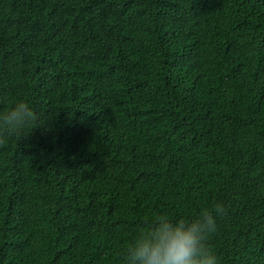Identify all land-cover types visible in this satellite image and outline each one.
I'll return each instance as SVG.
<instances>
[{
	"label": "trees",
	"instance_id": "obj_1",
	"mask_svg": "<svg viewBox=\"0 0 264 264\" xmlns=\"http://www.w3.org/2000/svg\"><path fill=\"white\" fill-rule=\"evenodd\" d=\"M19 100L0 264H126L154 217L205 210L218 264H264V0H0Z\"/></svg>",
	"mask_w": 264,
	"mask_h": 264
},
{
	"label": "clouds",
	"instance_id": "obj_2",
	"mask_svg": "<svg viewBox=\"0 0 264 264\" xmlns=\"http://www.w3.org/2000/svg\"><path fill=\"white\" fill-rule=\"evenodd\" d=\"M36 119L32 107L24 100L0 112V147L7 146L12 135L34 124ZM214 212L223 215L226 208L217 203ZM216 230L215 215L211 211L205 210L192 220L157 215L138 231L124 251V259L126 264H218L208 246Z\"/></svg>",
	"mask_w": 264,
	"mask_h": 264
}]
</instances>
